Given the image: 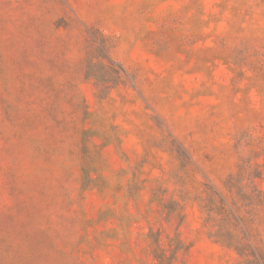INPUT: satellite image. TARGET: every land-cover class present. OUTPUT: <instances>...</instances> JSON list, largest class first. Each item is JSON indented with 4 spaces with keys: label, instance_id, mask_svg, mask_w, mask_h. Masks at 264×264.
<instances>
[{
    "label": "rangeland",
    "instance_id": "374dc122",
    "mask_svg": "<svg viewBox=\"0 0 264 264\" xmlns=\"http://www.w3.org/2000/svg\"><path fill=\"white\" fill-rule=\"evenodd\" d=\"M0 264H264V0H0Z\"/></svg>",
    "mask_w": 264,
    "mask_h": 264
}]
</instances>
